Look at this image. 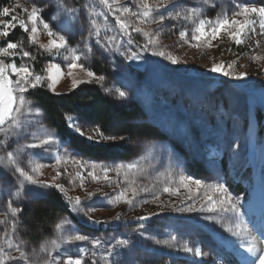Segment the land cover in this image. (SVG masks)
Instances as JSON below:
<instances>
[{"label": "rangeland", "instance_id": "1", "mask_svg": "<svg viewBox=\"0 0 264 264\" xmlns=\"http://www.w3.org/2000/svg\"><path fill=\"white\" fill-rule=\"evenodd\" d=\"M33 2L0 12V264H264V8ZM14 25L38 59L1 44ZM41 83L99 84L165 139L136 142L127 160L82 157L26 99ZM50 190L74 218L33 239L27 211Z\"/></svg>", "mask_w": 264, "mask_h": 264}, {"label": "trees", "instance_id": "2", "mask_svg": "<svg viewBox=\"0 0 264 264\" xmlns=\"http://www.w3.org/2000/svg\"><path fill=\"white\" fill-rule=\"evenodd\" d=\"M17 1L0 0V12ZM21 1L35 5L33 0ZM246 1L264 8V0ZM45 17L48 19L49 16ZM1 44H13L34 59L39 58L40 48L21 26L14 25ZM44 63V60H33L32 71L44 73ZM92 69L98 76L106 71L99 62H95ZM25 97L41 110L46 124L67 142L69 148L91 160H127L133 156L136 142L165 139L164 133L147 121L144 110L136 102L120 101L99 84L82 83L66 93L56 94L41 83L29 89ZM68 119L74 121L73 130L69 128ZM88 135L98 141L88 140ZM66 215L74 218L61 194L50 190L27 211L25 225L31 238L35 239L42 230L50 228L51 232Z\"/></svg>", "mask_w": 264, "mask_h": 264}, {"label": "crops", "instance_id": "3", "mask_svg": "<svg viewBox=\"0 0 264 264\" xmlns=\"http://www.w3.org/2000/svg\"><path fill=\"white\" fill-rule=\"evenodd\" d=\"M239 264V262H237Z\"/></svg>", "mask_w": 264, "mask_h": 264}]
</instances>
